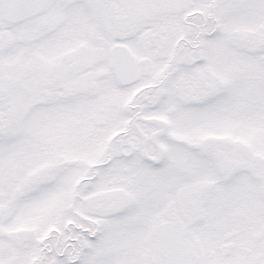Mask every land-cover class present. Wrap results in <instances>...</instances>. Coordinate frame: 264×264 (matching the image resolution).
<instances>
[{
    "label": "snow or ice",
    "instance_id": "obj_1",
    "mask_svg": "<svg viewBox=\"0 0 264 264\" xmlns=\"http://www.w3.org/2000/svg\"><path fill=\"white\" fill-rule=\"evenodd\" d=\"M0 264H264V0H0Z\"/></svg>",
    "mask_w": 264,
    "mask_h": 264
}]
</instances>
